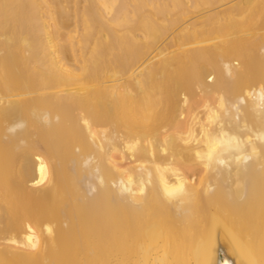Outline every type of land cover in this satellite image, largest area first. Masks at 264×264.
Instances as JSON below:
<instances>
[{
  "label": "bare ground",
  "instance_id": "1",
  "mask_svg": "<svg viewBox=\"0 0 264 264\" xmlns=\"http://www.w3.org/2000/svg\"><path fill=\"white\" fill-rule=\"evenodd\" d=\"M0 264H264V0H0Z\"/></svg>",
  "mask_w": 264,
  "mask_h": 264
}]
</instances>
